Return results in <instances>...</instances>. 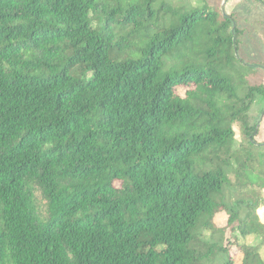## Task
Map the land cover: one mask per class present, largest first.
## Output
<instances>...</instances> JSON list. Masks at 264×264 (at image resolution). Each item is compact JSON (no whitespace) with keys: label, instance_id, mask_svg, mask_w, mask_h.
<instances>
[{"label":"trees","instance_id":"trees-1","mask_svg":"<svg viewBox=\"0 0 264 264\" xmlns=\"http://www.w3.org/2000/svg\"><path fill=\"white\" fill-rule=\"evenodd\" d=\"M221 1L0 0V264H264V0Z\"/></svg>","mask_w":264,"mask_h":264},{"label":"rangeland","instance_id":"rangeland-1","mask_svg":"<svg viewBox=\"0 0 264 264\" xmlns=\"http://www.w3.org/2000/svg\"><path fill=\"white\" fill-rule=\"evenodd\" d=\"M239 1L240 0H222L221 1L222 2V8L226 12H230ZM241 11L243 14H245L244 8H242ZM254 17H255V14L253 12H250L247 15V18L249 19L250 22L254 20ZM250 38H252V39L245 42V46H244V51L246 53V57L248 59H256V60L262 59L264 57V51L262 49V46L255 39V36H250ZM259 110L260 109L256 105H254L252 107V110H251V116L253 118L258 117V123H259L260 127L264 128V114L263 113L259 114V112H258ZM235 131H236V134L238 135L239 130L237 127H235ZM256 214L258 215L260 221L264 222V207L260 206L259 208H257ZM226 221H227V214L226 213L222 212V213L218 214V216L216 218L217 225L224 226L226 224ZM216 237H218V235H216ZM235 239H238L239 242L247 243V244L255 245V244L259 243V240L252 235H249L246 237H237L234 232H231V231H229V229H226L225 234L222 236V243L228 249V251L231 254V257L234 261H237L238 257L240 256L239 253H237L236 248H235L237 246ZM260 254H261V257L264 259V245H261V247H260Z\"/></svg>","mask_w":264,"mask_h":264}]
</instances>
